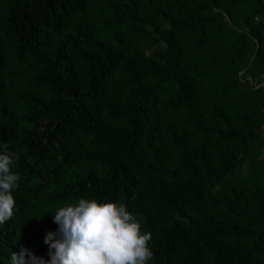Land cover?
<instances>
[{
    "label": "trees",
    "instance_id": "16d2710c",
    "mask_svg": "<svg viewBox=\"0 0 264 264\" xmlns=\"http://www.w3.org/2000/svg\"><path fill=\"white\" fill-rule=\"evenodd\" d=\"M4 144L0 264L80 199L142 217L149 264H264V0H0Z\"/></svg>",
    "mask_w": 264,
    "mask_h": 264
},
{
    "label": "clouds",
    "instance_id": "9594fccd",
    "mask_svg": "<svg viewBox=\"0 0 264 264\" xmlns=\"http://www.w3.org/2000/svg\"><path fill=\"white\" fill-rule=\"evenodd\" d=\"M18 154L2 146L0 154V224L10 221L16 200L12 195L20 176L12 172ZM141 218L124 204L80 199L78 204L57 210L56 231L44 239L46 260L27 248L12 252L10 264H149L153 252L148 246L152 234L141 232Z\"/></svg>",
    "mask_w": 264,
    "mask_h": 264
},
{
    "label": "water",
    "instance_id": "95a60500",
    "mask_svg": "<svg viewBox=\"0 0 264 264\" xmlns=\"http://www.w3.org/2000/svg\"><path fill=\"white\" fill-rule=\"evenodd\" d=\"M213 9H214L216 12L219 11L214 3H213ZM226 19L229 21V18H228V17H226ZM258 49H259V46H257V49H256L254 55L252 56L251 61H253L254 58L256 57V55H257V53H258Z\"/></svg>",
    "mask_w": 264,
    "mask_h": 264
}]
</instances>
